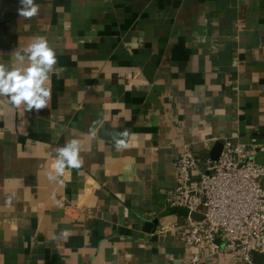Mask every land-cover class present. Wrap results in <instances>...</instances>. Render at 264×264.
Segmentation results:
<instances>
[{
    "label": "crops",
    "instance_id": "obj_1",
    "mask_svg": "<svg viewBox=\"0 0 264 264\" xmlns=\"http://www.w3.org/2000/svg\"><path fill=\"white\" fill-rule=\"evenodd\" d=\"M36 2L25 19L0 0V63L38 35L58 57L48 108L0 102V264H180L193 251L264 264L189 249L187 210L167 201L184 144L202 156L231 139L264 163V0ZM124 129L117 151L110 133ZM73 138L83 167L49 181Z\"/></svg>",
    "mask_w": 264,
    "mask_h": 264
},
{
    "label": "built area",
    "instance_id": "obj_2",
    "mask_svg": "<svg viewBox=\"0 0 264 264\" xmlns=\"http://www.w3.org/2000/svg\"><path fill=\"white\" fill-rule=\"evenodd\" d=\"M222 144L217 160L182 146L167 201L187 210L183 227L189 249L240 255L251 262L252 251L264 253V163L231 139ZM203 257L193 251L180 264H200Z\"/></svg>",
    "mask_w": 264,
    "mask_h": 264
},
{
    "label": "clouds",
    "instance_id": "obj_3",
    "mask_svg": "<svg viewBox=\"0 0 264 264\" xmlns=\"http://www.w3.org/2000/svg\"><path fill=\"white\" fill-rule=\"evenodd\" d=\"M17 9L20 17L32 19L40 13V5L36 0H19ZM10 64L0 63V98L2 103L12 109H23L31 113H39L49 107L52 100L51 76L55 74L58 64L57 53L45 36H35L24 47H16L12 52ZM99 123V122H97ZM98 129L92 127L88 135L94 139ZM112 142L117 151L130 147L129 130L110 133ZM82 145L77 138L66 141L63 146L55 149L50 169L46 176L49 181L64 184L66 170H80L83 167L81 157ZM13 197L5 201L11 206ZM61 237H68V230L60 233Z\"/></svg>",
    "mask_w": 264,
    "mask_h": 264
},
{
    "label": "water",
    "instance_id": "obj_4",
    "mask_svg": "<svg viewBox=\"0 0 264 264\" xmlns=\"http://www.w3.org/2000/svg\"><path fill=\"white\" fill-rule=\"evenodd\" d=\"M223 148V144L220 141H217L211 148L210 150V157L214 160H217L221 151ZM194 218H201L199 215L197 214H193L192 215ZM252 261L253 262H264V253H260V252H256V251H252Z\"/></svg>",
    "mask_w": 264,
    "mask_h": 264
}]
</instances>
